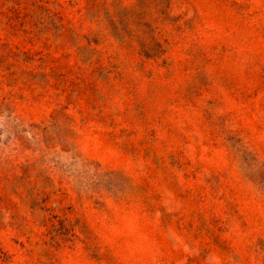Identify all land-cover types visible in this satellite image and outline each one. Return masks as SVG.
<instances>
[{
    "label": "rangeland",
    "instance_id": "374dc122",
    "mask_svg": "<svg viewBox=\"0 0 264 264\" xmlns=\"http://www.w3.org/2000/svg\"><path fill=\"white\" fill-rule=\"evenodd\" d=\"M0 264H264V0H0Z\"/></svg>",
    "mask_w": 264,
    "mask_h": 264
},
{
    "label": "trees",
    "instance_id": "16d2710c",
    "mask_svg": "<svg viewBox=\"0 0 264 264\" xmlns=\"http://www.w3.org/2000/svg\"><path fill=\"white\" fill-rule=\"evenodd\" d=\"M124 10H125V12H124V14H122V16H123V19H125V20H127L128 21V19H130L131 17H132V13H131V11H129L130 9H128L127 7H125L124 8ZM88 15L91 17H98V14H92V13H88ZM108 20L111 22V23H114L115 21H114V19L112 18V16L109 14L108 15ZM128 27V26H127ZM113 31H115V32H113V33H115V35H121L120 33H122V32H120L121 30H119V29H117V28H115ZM117 37H121V36H117ZM120 39H122V38H120ZM142 43V42H141ZM143 46H145V44L143 43L142 44ZM148 55H150V54H148Z\"/></svg>",
    "mask_w": 264,
    "mask_h": 264
}]
</instances>
